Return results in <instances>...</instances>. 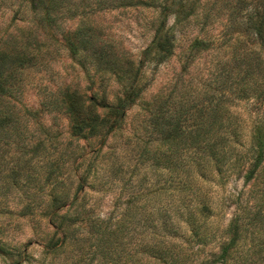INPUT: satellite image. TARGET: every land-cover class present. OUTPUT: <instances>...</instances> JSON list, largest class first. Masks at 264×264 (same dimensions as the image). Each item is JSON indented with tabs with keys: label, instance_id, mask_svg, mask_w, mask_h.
Here are the masks:
<instances>
[{
	"label": "rangeland",
	"instance_id": "1",
	"mask_svg": "<svg viewBox=\"0 0 264 264\" xmlns=\"http://www.w3.org/2000/svg\"><path fill=\"white\" fill-rule=\"evenodd\" d=\"M62 2V11L55 9L56 26L40 30L35 36L42 49L38 67L16 78L19 81L10 102L11 111L18 115V127H9L0 137V264H133L100 252L97 239L84 231L90 230L88 224L102 221H109V226L114 227L133 223L139 232L142 230L152 210L148 205L143 213L145 197L153 191L152 185L157 181L163 185L173 179L165 172V149L160 150V143L154 142L158 138L155 134L149 135L154 126L152 120L160 108H165V101L167 107L178 112L184 132L191 133L194 129L195 119L191 121L185 112L195 103L197 110L205 113V124H213L212 112L218 109L224 116L223 124L233 126L239 137L238 147L234 146L240 156L225 165V174L215 175L210 182L197 186L202 190L198 193L205 196L214 210L209 226L210 239L212 236L215 239L206 247H190V228L186 221L181 222L182 233L175 242L180 246L175 255L194 256L186 264H220V250L230 238L226 233L228 226L240 219L247 227L240 256H248L249 264L258 260L264 264V254L255 256L259 252L255 247L264 245V167L248 184L247 170H235L236 166L249 162L251 154L242 158L255 144V136L264 143V103L246 100L248 94L238 92L233 101L215 108L216 104L206 102L202 96L208 92L212 96L217 94L213 82L221 78L225 64L233 67L236 55L260 51L258 42L235 44L239 28L247 24L248 12L243 5L252 0ZM181 4L182 10L194 16L177 25L178 17L181 21L184 15L179 12ZM31 27L36 28L35 13L26 0H0V40L19 37L21 31ZM171 29L175 37L174 54L168 59L163 55L155 59V52L150 49L156 37L165 39V32ZM79 30L85 36L90 35L96 48L105 46L106 51L113 49L124 57L110 58L108 68L103 69L83 54L73 57L66 38L69 34L73 40ZM210 40L215 41L214 51L200 53V48L194 46ZM261 71L264 72V63ZM258 78L263 81L264 76L259 73ZM67 87L88 97L103 98L110 105L124 99L128 89L133 90L136 103L124 110L125 123L119 132L108 137L100 154L103 146L100 139H71L69 119L59 106V93ZM230 142L233 145V140ZM147 148L148 153L144 152ZM74 161L82 165L76 172L72 167ZM156 161L161 163L158 170H154ZM93 164L98 165L92 167ZM248 166L245 164L244 168ZM89 168L96 179L90 177L87 187L81 190L78 180L87 175ZM131 175L133 181L128 185ZM63 191L67 198L60 214L69 212L70 217L78 215L83 220L89 215V219L85 218L81 227L67 230L66 244L57 249L55 244L64 238V233H56L57 227L53 228L49 222L56 213L51 208L53 197ZM168 199L162 205L177 210L180 198ZM152 219L162 221L157 213ZM134 243L127 242L129 251Z\"/></svg>",
	"mask_w": 264,
	"mask_h": 264
},
{
	"label": "trees",
	"instance_id": "2",
	"mask_svg": "<svg viewBox=\"0 0 264 264\" xmlns=\"http://www.w3.org/2000/svg\"><path fill=\"white\" fill-rule=\"evenodd\" d=\"M26 3L30 10L35 13L36 28L31 27L21 31L19 37L0 40L1 138L2 135L7 133L9 127L15 129L18 127V115L11 111L10 102L13 99V90H15L19 81L16 78L26 71L38 67L41 61L42 49H39V46H41L39 42H35V36L40 30L56 26L58 20L55 17L57 11L55 9L60 8L62 11L64 5L62 0H26ZM243 6V10L248 12L247 24L244 25V28H239V38L235 39V44L258 42L261 49L258 53L247 51L242 56L235 54L233 67L224 65L221 78L213 82L215 85L213 89L217 91V94L212 96L208 92L202 95L206 102L216 104L215 108H220L223 103L233 101L232 98L238 92L248 94L246 100L255 99L256 102L264 103V78L263 81L258 78L259 73L264 76V72L261 71L264 63V0H252V2L245 3ZM183 8L182 6L179 9V12L184 14L183 19L180 21L179 16L177 25H181L182 22L194 16V13L187 14L186 9L182 10ZM192 9L195 11L194 8ZM173 31V29L166 31L165 39L156 37L157 39L150 49V52H155V59L161 55L168 59L174 54L175 37ZM89 36H85V33L79 30L71 40L68 34L66 43L73 57L77 58L83 54L87 60L95 62L102 69L104 67L108 68L110 58L118 60L124 57L116 50L106 51L105 46L96 48L95 42L93 43L92 38ZM194 46L200 48V53L214 51L213 49L216 47L214 40L197 42ZM109 69L114 71V69ZM127 91L129 92L124 99H118V103L116 100L112 105L105 102L103 98L100 100L95 95L88 97L77 90H70L69 87L61 91L59 93L61 94L59 106L69 119L71 139L76 141L100 139L103 142V146L98 152L100 154L107 143L108 137L119 132L125 123L126 114L124 110L136 103L135 98L132 96L133 90L128 89ZM230 94L231 97H229ZM254 94L259 95L255 96ZM239 98L245 99L243 97ZM167 105L168 103L165 101V108H160L157 116L152 120L154 126L151 127L149 135L155 134L158 138L154 142L160 143V150L165 149V172L171 174L173 179L169 183L165 181L163 185L160 184V181L154 182L151 187L153 191L145 197L147 200L143 206V213L147 212L148 205L152 207V210L149 218L144 220L142 230H140L142 234L139 232L138 226L133 223L121 224L119 227L115 225L114 227L109 226V221L107 223L102 221L98 224H88L90 230L84 231L91 238L97 239L98 244L96 246L100 249V252L106 256L110 254L114 257L117 256L120 261L124 259L126 262H132L133 264H186L194 256L175 255V250L180 246L176 245L175 242L179 240L178 238L183 229L180 223L184 221L187 222V227L190 228L192 237L190 241L192 246L190 247H206L215 239L214 236L210 239L212 231L209 226L210 220L214 217V210L205 199V196L198 193L202 190H199L197 186L198 184H204V182H210L215 175L225 174V165L227 166L235 156H240L234 146L237 145L238 147L239 137L232 130L233 126L223 124L222 119L224 116L222 117L218 109L212 112L215 117L213 118V120L215 119L213 124H205L203 119L205 113L203 110H197V104L195 103H192L185 112L191 118V121L195 119L194 127H192L194 129L191 133L184 132L182 130L183 122L181 118L179 120L177 118L178 112L171 109V107L169 108V106L167 107ZM189 117L187 118L189 119ZM232 140L233 145L230 142ZM254 141L255 144L253 142L246 156L242 158H248L251 154V158L248 159L249 162H244L235 168L236 171L247 170L245 175L247 184L252 183L264 167V143L260 142L258 136L254 137ZM144 152L148 153V148ZM159 164H161L160 161H156L154 170H158ZM245 164L249 165L248 169L244 168ZM97 165L93 164L92 167ZM80 166H82L81 163L77 164L75 161L72 164L75 172ZM92 176V168H89L87 175L82 176L81 179L79 178L78 182L82 184L81 190L87 187ZM95 177L93 176V179ZM131 181H133V175L130 176L127 184H131ZM125 183L124 186H127ZM194 189L196 190L194 191ZM54 196L51 208L53 211L55 209L56 213L52 215L49 224L53 228L57 227L56 233L60 231L64 233V238L57 240L55 244V247L60 249L68 239L67 230L78 225L81 227L86 222L85 218L89 219V215L85 216L84 220L81 217L78 218V215L75 218L70 217L69 212L61 215L60 212L65 208L66 192H59ZM137 198L135 197L134 200L136 201ZM168 198L171 200L180 198V203L178 207L176 206L177 210H173L171 207L165 208V205H162L164 200L166 203L169 202ZM79 209L82 211L84 206ZM77 212L78 209L75 213ZM154 213L158 214V219L162 220L161 222L158 223L155 222V219H152ZM253 221L256 222L257 220ZM240 222L243 223L240 219H236L228 226L226 233L230 235V238L223 243L220 250L221 254L218 259L220 264H249L248 256H240L239 248L242 244V236L247 232V227ZM135 237L137 240L133 239ZM128 241H135L134 247L130 251L127 249ZM59 243L60 245H58ZM255 249H259L258 254H255V256L262 257L264 245H258ZM261 263L262 261L258 260L251 264Z\"/></svg>",
	"mask_w": 264,
	"mask_h": 264
}]
</instances>
